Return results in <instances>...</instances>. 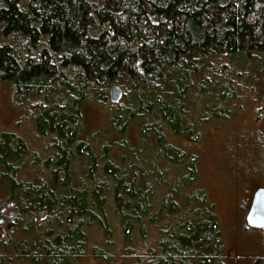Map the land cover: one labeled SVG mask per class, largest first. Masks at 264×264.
Masks as SVG:
<instances>
[{"label": "trees", "instance_id": "1", "mask_svg": "<svg viewBox=\"0 0 264 264\" xmlns=\"http://www.w3.org/2000/svg\"><path fill=\"white\" fill-rule=\"evenodd\" d=\"M4 86L47 145L0 128V264H225L200 156L175 141L264 101V0H0ZM87 102L112 108L96 143Z\"/></svg>", "mask_w": 264, "mask_h": 264}, {"label": "rangeland", "instance_id": "2", "mask_svg": "<svg viewBox=\"0 0 264 264\" xmlns=\"http://www.w3.org/2000/svg\"><path fill=\"white\" fill-rule=\"evenodd\" d=\"M113 87L119 88L118 84L111 89ZM10 94L7 86L0 91V128L24 136L33 151H43L47 139L36 132L26 108L12 105ZM111 109L94 102L84 104L81 108V136L96 143L110 134L108 117ZM239 110L241 112L224 121L217 132L213 133L214 127L209 128L207 132L210 136L205 135L201 142H175L200 156V180L197 185L207 190L210 200L216 205L227 245L224 263L264 264V228L250 227L246 221L254 191L264 187V157L259 150H255L247 135L253 137L259 133L264 120V101L252 103L245 99ZM130 134L137 139L138 127H133ZM8 195L6 183L0 182V203ZM86 264L103 263L90 259ZM115 264L134 263L131 260L122 263L120 259Z\"/></svg>", "mask_w": 264, "mask_h": 264}, {"label": "water", "instance_id": "3", "mask_svg": "<svg viewBox=\"0 0 264 264\" xmlns=\"http://www.w3.org/2000/svg\"><path fill=\"white\" fill-rule=\"evenodd\" d=\"M120 92L118 87H113L112 98L114 100L119 99L121 97ZM246 221L250 227L264 228V187H258L254 191Z\"/></svg>", "mask_w": 264, "mask_h": 264}]
</instances>
